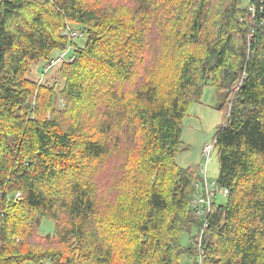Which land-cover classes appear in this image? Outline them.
Wrapping results in <instances>:
<instances>
[{"label":"trees","instance_id":"16d2710c","mask_svg":"<svg viewBox=\"0 0 264 264\" xmlns=\"http://www.w3.org/2000/svg\"><path fill=\"white\" fill-rule=\"evenodd\" d=\"M68 47L60 108L28 73ZM209 85L228 193L201 219L176 156ZM46 260L264 264V0H0V264Z\"/></svg>","mask_w":264,"mask_h":264},{"label":"rangeland","instance_id":"374dc122","mask_svg":"<svg viewBox=\"0 0 264 264\" xmlns=\"http://www.w3.org/2000/svg\"><path fill=\"white\" fill-rule=\"evenodd\" d=\"M92 2L98 0H91ZM73 28V26H71ZM76 32L80 37L75 39L79 45H83L86 41V35L79 27H75ZM74 48L68 47L65 52H54L49 61H40L32 64L28 73V78L38 82L39 85L54 89L58 93V101L60 108L64 106V100L60 93L64 88L65 80L62 79L60 68L64 62L72 61ZM225 98L212 85L205 87L199 103L191 105L186 118L183 121L182 142L183 148L176 156V162L181 168H191L193 171H198L201 177L204 176L202 171L206 166L203 149L206 145H212V151L209 161L207 162V181L210 185L216 183L219 175L218 152L214 146L213 138L217 129L222 125L224 120L223 111L220 110V105L224 103ZM198 192L203 194V184L198 189ZM225 197L218 190L214 201L216 204L225 203ZM55 232V224L49 219H43L39 227L38 233L40 236L53 235ZM182 244L189 245V236L184 234ZM33 264V263H27ZM41 264H52L50 260H46Z\"/></svg>","mask_w":264,"mask_h":264},{"label":"built area","instance_id":"2783aa9c","mask_svg":"<svg viewBox=\"0 0 264 264\" xmlns=\"http://www.w3.org/2000/svg\"><path fill=\"white\" fill-rule=\"evenodd\" d=\"M76 32L72 33V36H76ZM212 145H206L203 149V154L205 156V160H206V166L204 168V170L202 171V173H204V176L202 177L201 181L196 183V193L194 195V201H193V209H194V214L195 216H197L198 218H204L206 217L212 210V205L214 202V198L216 197V194L218 192V188L217 190L215 189L216 183H213V185H210L207 181V162L209 161L210 158V154L212 151ZM203 184V194L201 195L198 192V189L200 188V186ZM227 190L222 191V195L224 197H226L227 195ZM20 197V194H17V198ZM201 243H202V235L200 236L198 242H197V246L199 248H201Z\"/></svg>","mask_w":264,"mask_h":264}]
</instances>
